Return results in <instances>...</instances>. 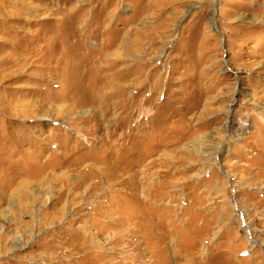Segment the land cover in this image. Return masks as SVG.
I'll return each mask as SVG.
<instances>
[{
  "label": "rangeland",
  "instance_id": "obj_1",
  "mask_svg": "<svg viewBox=\"0 0 264 264\" xmlns=\"http://www.w3.org/2000/svg\"><path fill=\"white\" fill-rule=\"evenodd\" d=\"M0 264H264V0H0Z\"/></svg>",
  "mask_w": 264,
  "mask_h": 264
},
{
  "label": "bare ground",
  "instance_id": "obj_2",
  "mask_svg": "<svg viewBox=\"0 0 264 264\" xmlns=\"http://www.w3.org/2000/svg\"><path fill=\"white\" fill-rule=\"evenodd\" d=\"M103 89V88H102ZM61 101V100H60ZM60 103V102H59ZM55 105V104H54ZM60 105V104H59ZM64 105H60V107H63ZM59 111H61V110H59Z\"/></svg>",
  "mask_w": 264,
  "mask_h": 264
}]
</instances>
